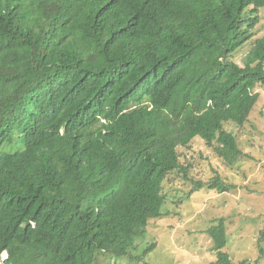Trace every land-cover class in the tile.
I'll return each instance as SVG.
<instances>
[{"label": "trees", "instance_id": "obj_1", "mask_svg": "<svg viewBox=\"0 0 264 264\" xmlns=\"http://www.w3.org/2000/svg\"><path fill=\"white\" fill-rule=\"evenodd\" d=\"M261 7L0 0V264L129 254L185 169L177 147L198 136L227 165L241 158L224 123L243 125L264 86V36L243 65L231 56ZM208 236L230 264L223 218Z\"/></svg>", "mask_w": 264, "mask_h": 264}, {"label": "rangeland", "instance_id": "obj_2", "mask_svg": "<svg viewBox=\"0 0 264 264\" xmlns=\"http://www.w3.org/2000/svg\"><path fill=\"white\" fill-rule=\"evenodd\" d=\"M252 30V37L231 56L238 65L244 64L253 41L264 36V7L258 9ZM254 90L258 98L245 123H224L238 138L242 157L227 165L214 146L198 136L177 147L185 169L169 174L162 216L149 221L147 233L129 254H103L97 264H216L218 252L208 229L219 218L224 220L227 240L222 250L230 264H264V86ZM217 178L227 186L225 191L207 188ZM199 184L203 187L196 188ZM5 257L4 253L1 259Z\"/></svg>", "mask_w": 264, "mask_h": 264}]
</instances>
